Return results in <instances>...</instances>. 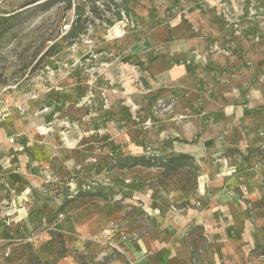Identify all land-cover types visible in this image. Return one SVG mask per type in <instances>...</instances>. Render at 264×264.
Segmentation results:
<instances>
[{
  "label": "rangeland",
  "instance_id": "obj_1",
  "mask_svg": "<svg viewBox=\"0 0 264 264\" xmlns=\"http://www.w3.org/2000/svg\"><path fill=\"white\" fill-rule=\"evenodd\" d=\"M45 2L0 0V104L6 109L0 134V229L14 214L31 218L28 208L18 211L25 205L35 204L43 214L23 242L0 249V264H102L170 221L194 229L190 217L204 199L219 196L215 190L221 185L247 204L255 238L264 232L261 148L225 150L226 162L220 163L212 157L218 150L201 148L212 155L202 159L193 153L198 141L184 137L132 147L128 135L120 157L98 145L108 120L117 118L108 108L125 109L119 117L125 126L149 124L132 120L134 95L128 91L131 86L147 94L132 69L137 67L133 54L149 30L208 38L209 51L225 55L249 49L254 85L261 84L264 0H55L44 7ZM187 27L191 32L184 31ZM166 105L159 103L155 111L166 113ZM258 134L264 137V127ZM183 156L172 173L169 168L177 165L169 160ZM129 158H144L156 167H133ZM234 172L255 180L249 196ZM202 230L188 233L198 240L196 264L195 247L211 241ZM251 253L254 264H264V245Z\"/></svg>",
  "mask_w": 264,
  "mask_h": 264
},
{
  "label": "crops",
  "instance_id": "obj_2",
  "mask_svg": "<svg viewBox=\"0 0 264 264\" xmlns=\"http://www.w3.org/2000/svg\"><path fill=\"white\" fill-rule=\"evenodd\" d=\"M184 31L191 32L188 27ZM147 33L146 40L133 54L137 67L132 69L133 77L138 75L147 86V94L141 96L131 86L128 91L130 88L134 95V100L132 96L130 101L133 111L129 109L132 120L136 119V123L149 121V124L142 123L144 125L141 126L133 123L125 126L119 118L125 116V109L119 105L108 108L107 113H117V118L112 116L113 119L108 120L106 128L101 130L105 134L98 145L109 150L113 148L120 157L126 153L125 136L128 135L132 147L143 141L153 144L166 137L174 140L184 137L198 141V149L193 150V153L202 156V159L212 155L201 148L218 150L219 154L212 157L218 156L220 163L226 162L222 155L225 150L248 153L249 150L261 148L264 151V137L258 134L264 127V79L261 84L254 85L253 52L250 51V56L249 49L246 53H239L234 48L227 55L210 52L208 38L195 35L175 37L164 28L152 29ZM227 73L230 74L229 78L224 77ZM108 87L107 84L106 88L111 93ZM110 99L113 98L110 96ZM161 102L170 104L166 105L170 109L160 115L155 108ZM5 120L4 108L0 118V134ZM114 130L117 134L113 133ZM245 141L247 145H244ZM263 170L264 165L261 168ZM236 173L231 176L236 175L238 178L234 179L242 181L249 196V190L254 191L255 180L249 181L243 176L245 174ZM220 175L224 178L222 167ZM206 190V186H203L200 192L205 194ZM215 194L219 196L204 199L201 209L197 210V214H192L193 219L190 217L191 223L196 224L194 229L203 228L205 240H211L207 241V247H195L199 251L200 264H254L251 252L264 245V232L255 238L248 206L231 187L221 185ZM27 208L31 218L14 214L8 226H1L0 249L6 245L9 248L19 245L17 242H23L35 223L42 219L40 217L43 214L35 204L25 205L18 211ZM21 219L23 222H20ZM194 229L188 230L170 221L162 229L146 232L124 248L120 256L102 264H196L193 246L198 240L195 234L188 237V233Z\"/></svg>",
  "mask_w": 264,
  "mask_h": 264
},
{
  "label": "trees",
  "instance_id": "obj_3",
  "mask_svg": "<svg viewBox=\"0 0 264 264\" xmlns=\"http://www.w3.org/2000/svg\"><path fill=\"white\" fill-rule=\"evenodd\" d=\"M45 1H46V2H45L46 5H45L44 7H47V6H50L51 4H53L55 0H45ZM56 1H61V0H56ZM183 158H187V156H183V157H181V158H172V159L169 160V163H170V164H176V165H177V166L174 167V168H169V169L172 170V173H173L174 171H176V169H177L178 167H181V166H179V162H180V160L183 159ZM129 160L132 161V166H133V167H135V166H143V167H149V168L156 167L155 165H153V164L147 162L144 158H140V159H139V158H129ZM157 167L162 168V167H165V166H164V165H161V166H157Z\"/></svg>",
  "mask_w": 264,
  "mask_h": 264
},
{
  "label": "built area",
  "instance_id": "obj_4",
  "mask_svg": "<svg viewBox=\"0 0 264 264\" xmlns=\"http://www.w3.org/2000/svg\"><path fill=\"white\" fill-rule=\"evenodd\" d=\"M3 110H4V109H2V106H1V104H0V118H1L2 115H3Z\"/></svg>",
  "mask_w": 264,
  "mask_h": 264
}]
</instances>
